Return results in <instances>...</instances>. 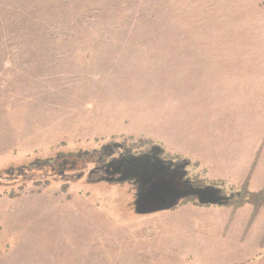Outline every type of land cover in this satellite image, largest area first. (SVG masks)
<instances>
[{
  "label": "rangeland",
  "instance_id": "374dc122",
  "mask_svg": "<svg viewBox=\"0 0 264 264\" xmlns=\"http://www.w3.org/2000/svg\"><path fill=\"white\" fill-rule=\"evenodd\" d=\"M238 115L264 117V0H0V264H264L235 200L136 214L99 180L154 147L193 171L189 129Z\"/></svg>",
  "mask_w": 264,
  "mask_h": 264
},
{
  "label": "crops",
  "instance_id": "0c3cea01",
  "mask_svg": "<svg viewBox=\"0 0 264 264\" xmlns=\"http://www.w3.org/2000/svg\"><path fill=\"white\" fill-rule=\"evenodd\" d=\"M203 120L206 121L202 126H196L195 131L189 129L185 141L191 155L187 165H195L193 171V167L188 166L191 172L185 169L186 174L189 172L187 178L191 183L194 185L193 181L200 179L199 182L213 185L224 194L238 193L245 183L249 191H261L264 188V117L251 119L238 115ZM198 134L201 136L198 137ZM263 209L264 206L252 216V206L246 204L231 212L232 227L229 229L232 232L229 233L246 236V242L250 235H260L263 237L260 243H264V229L258 227ZM261 254L264 255V245L259 244L252 257L263 256Z\"/></svg>",
  "mask_w": 264,
  "mask_h": 264
},
{
  "label": "water",
  "instance_id": "95a60500",
  "mask_svg": "<svg viewBox=\"0 0 264 264\" xmlns=\"http://www.w3.org/2000/svg\"><path fill=\"white\" fill-rule=\"evenodd\" d=\"M121 147L120 145H113ZM151 153L162 150L152 148ZM106 167V176L100 181L123 183L133 181L137 186L134 212L152 214L173 209L186 198H194L201 206H225L239 194L226 195L214 186H194L187 178L185 165L151 157L149 154L124 156L112 160ZM116 176V177H115Z\"/></svg>",
  "mask_w": 264,
  "mask_h": 264
},
{
  "label": "trees",
  "instance_id": "16d2710c",
  "mask_svg": "<svg viewBox=\"0 0 264 264\" xmlns=\"http://www.w3.org/2000/svg\"><path fill=\"white\" fill-rule=\"evenodd\" d=\"M53 163L56 165H54ZM65 163H67V162L64 159H62L59 163H57L56 161L55 162L52 161V166H54V167L57 166L56 169L55 168L53 169V172H56L58 174L63 173V170L65 169ZM48 164H50V163H48ZM72 164L74 165L75 163L73 162ZM32 172H34V171L32 170ZM238 194H239L238 197H236V198L234 197L230 201V203H231L233 200H235L236 207H240V206L249 204L254 208V211H257L259 208L264 206V188L258 192H251L248 190L247 184L245 183L243 185V187H241V189L239 190Z\"/></svg>",
  "mask_w": 264,
  "mask_h": 264
},
{
  "label": "flooded vegetation",
  "instance_id": "af4514ba",
  "mask_svg": "<svg viewBox=\"0 0 264 264\" xmlns=\"http://www.w3.org/2000/svg\"><path fill=\"white\" fill-rule=\"evenodd\" d=\"M112 149H113V147H109V148H107V149H105V150H107V151H110V152H105L106 154H111V152H112ZM151 157H157L158 158V154H154V153H151V154H149ZM174 163V162H173ZM178 164L177 163H174V166H177ZM99 170L102 172V173H104V174H106V167L104 166L103 168H99Z\"/></svg>",
  "mask_w": 264,
  "mask_h": 264
}]
</instances>
